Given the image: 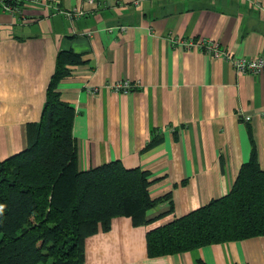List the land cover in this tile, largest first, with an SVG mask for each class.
<instances>
[{"label":"crops","instance_id":"obj_1","mask_svg":"<svg viewBox=\"0 0 264 264\" xmlns=\"http://www.w3.org/2000/svg\"><path fill=\"white\" fill-rule=\"evenodd\" d=\"M3 0H0V2ZM0 9V161L26 146L60 51L81 55L59 80L75 109L78 165L120 160L148 170L152 197H170L135 226L113 219L85 242V264H264V235L149 256L147 232L229 193L256 147L264 169V72L232 57L264 56V0H20ZM77 8L82 15L64 12ZM128 82L126 92L119 84ZM246 116H251L246 120ZM159 141L151 147L153 138Z\"/></svg>","mask_w":264,"mask_h":264},{"label":"trees","instance_id":"obj_2","mask_svg":"<svg viewBox=\"0 0 264 264\" xmlns=\"http://www.w3.org/2000/svg\"><path fill=\"white\" fill-rule=\"evenodd\" d=\"M13 5L20 0H8ZM81 55L60 51L38 121L26 125V146L0 161V264H85L86 239L113 219L147 225L155 180L120 160L81 170L73 135L75 109L57 89ZM159 141L153 138L148 147ZM264 235V169L256 147L228 194L147 232L149 256Z\"/></svg>","mask_w":264,"mask_h":264},{"label":"built area","instance_id":"obj_3","mask_svg":"<svg viewBox=\"0 0 264 264\" xmlns=\"http://www.w3.org/2000/svg\"><path fill=\"white\" fill-rule=\"evenodd\" d=\"M89 2L93 3L94 0H89ZM0 9H3L5 11H9L12 14L18 11V7L13 5L12 3L8 2V0H3L0 2ZM264 9V8H263ZM68 17L72 18L76 15H82L84 14V11H81L77 8L72 9L71 11L64 12ZM188 45H195L203 48L210 56L214 58H223L229 62L232 63L234 69L237 72L242 73H252L257 74L264 72V56L260 57H249V56H243V57H232L228 54L227 50L222 47V45L217 41H209L203 39L202 41L198 43L190 42ZM118 87L125 88L126 92H130L132 90L131 86L128 82H125L124 84H119ZM246 120H250L251 116H246Z\"/></svg>","mask_w":264,"mask_h":264}]
</instances>
